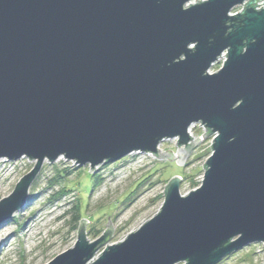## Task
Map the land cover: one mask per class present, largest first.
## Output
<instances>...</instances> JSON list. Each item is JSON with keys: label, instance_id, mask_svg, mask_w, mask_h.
<instances>
[{"label": "water", "instance_id": "95a60500", "mask_svg": "<svg viewBox=\"0 0 264 264\" xmlns=\"http://www.w3.org/2000/svg\"><path fill=\"white\" fill-rule=\"evenodd\" d=\"M189 1L0 0V160L35 162L0 199V227L45 161L90 173L133 153L171 161L157 147L176 139L182 165L200 123L214 134L200 187L181 196L172 178L159 212L91 264H218L264 246V8ZM86 223L47 264L93 259L112 228L89 243Z\"/></svg>", "mask_w": 264, "mask_h": 264}, {"label": "rangeland", "instance_id": "374dc122", "mask_svg": "<svg viewBox=\"0 0 264 264\" xmlns=\"http://www.w3.org/2000/svg\"><path fill=\"white\" fill-rule=\"evenodd\" d=\"M220 67L221 63H214L209 72ZM201 130L195 127L193 137H201ZM211 141L210 136L200 141L182 165L176 163V139L164 140L157 147L158 154L170 151L175 156L171 161L133 153L118 162L98 166L93 173L88 164L77 166L62 157L53 163L45 161L29 188L28 203L0 227V264H47L74 246L81 220L88 222L84 230L89 243L99 239L109 226L112 228L109 240L98 248L88 263L91 264L106 247L123 242L159 212L165 187L172 178L181 179V196L200 187L202 165L211 154ZM34 165L27 158L16 162L1 159L0 199L10 195ZM56 177L58 183L54 182ZM263 261L264 246L255 243L233 252L218 264Z\"/></svg>", "mask_w": 264, "mask_h": 264}, {"label": "built area", "instance_id": "2783aa9c", "mask_svg": "<svg viewBox=\"0 0 264 264\" xmlns=\"http://www.w3.org/2000/svg\"><path fill=\"white\" fill-rule=\"evenodd\" d=\"M205 0H197V1H195V0H190L189 1V3H193V4H196V3H199V2H204ZM245 3H247V2H244L243 4H241V5H239V6H237V7H235L234 9H232L231 10V12H230V15H235V14H238V13H240L243 9H244V6H245ZM255 5H258V6H255V9L256 10H259V9H262V8H264V0H260V1H257L256 2V4ZM186 6H188V4H186ZM226 54L225 53H222L221 54V56L217 59V61L215 62V64L216 63H221V65L223 64V62L225 61V56ZM195 127H197V128H199V129H202L201 130V132H200V141L202 142V141H204V139H206L208 136H210V137H212V140H213V138H214V134L213 135H207V136H205L204 138H202V135L204 134V133H206V128L201 124L200 125V123H196V124H192L190 127H189V129H188V134H189V136H190V138L192 139V140H195L196 138L195 137H193V129L195 128ZM199 138V137H198ZM211 144H212V142H211Z\"/></svg>", "mask_w": 264, "mask_h": 264}, {"label": "trees", "instance_id": "16d2710c", "mask_svg": "<svg viewBox=\"0 0 264 264\" xmlns=\"http://www.w3.org/2000/svg\"><path fill=\"white\" fill-rule=\"evenodd\" d=\"M94 177H95V176H94ZM58 178H59V177H56V178L54 179V182H55V183H58V181H59V180H57ZM95 179H96V177H95ZM99 183H100V182L98 181V179H96V184L99 185ZM95 186H96V185H95ZM61 192H62V190H61ZM77 211H78V206L75 207V213H76ZM75 216H76V215H75ZM107 241H108V239H106V242H107Z\"/></svg>", "mask_w": 264, "mask_h": 264}, {"label": "bare ground", "instance_id": "6f19581e", "mask_svg": "<svg viewBox=\"0 0 264 264\" xmlns=\"http://www.w3.org/2000/svg\"><path fill=\"white\" fill-rule=\"evenodd\" d=\"M211 145H212V144H211ZM211 145H210V146H211ZM21 159H22V158H21ZM2 160H6V159H2ZM6 161H8V160H6ZM17 161H18V160H17ZM8 162H11V161H8ZM14 162H16V161H14ZM27 203H28V201H27Z\"/></svg>", "mask_w": 264, "mask_h": 264}, {"label": "flooded vegetation", "instance_id": "af4514ba", "mask_svg": "<svg viewBox=\"0 0 264 264\" xmlns=\"http://www.w3.org/2000/svg\"><path fill=\"white\" fill-rule=\"evenodd\" d=\"M245 2H248V1H245Z\"/></svg>", "mask_w": 264, "mask_h": 264}]
</instances>
